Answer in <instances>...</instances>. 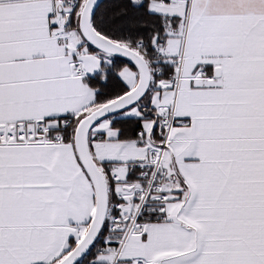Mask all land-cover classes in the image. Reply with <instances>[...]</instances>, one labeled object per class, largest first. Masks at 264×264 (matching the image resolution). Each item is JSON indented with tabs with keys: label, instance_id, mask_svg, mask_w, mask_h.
Returning a JSON list of instances; mask_svg holds the SVG:
<instances>
[{
	"label": "snow or ice",
	"instance_id": "6c2138e0",
	"mask_svg": "<svg viewBox=\"0 0 264 264\" xmlns=\"http://www.w3.org/2000/svg\"><path fill=\"white\" fill-rule=\"evenodd\" d=\"M0 264H264V0H0Z\"/></svg>",
	"mask_w": 264,
	"mask_h": 264
}]
</instances>
